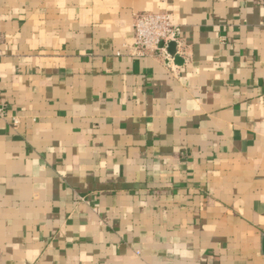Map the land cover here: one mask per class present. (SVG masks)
I'll return each mask as SVG.
<instances>
[{"label":"crops","instance_id":"crops-1","mask_svg":"<svg viewBox=\"0 0 264 264\" xmlns=\"http://www.w3.org/2000/svg\"><path fill=\"white\" fill-rule=\"evenodd\" d=\"M0 98V264H264V0H0Z\"/></svg>","mask_w":264,"mask_h":264},{"label":"built area","instance_id":"built-area-1","mask_svg":"<svg viewBox=\"0 0 264 264\" xmlns=\"http://www.w3.org/2000/svg\"><path fill=\"white\" fill-rule=\"evenodd\" d=\"M135 42L132 50L136 55H157L164 60H173L174 55L169 52L171 43L176 44L177 54L185 50V40L182 28L174 23L169 11L139 12L134 16ZM6 108L0 98V116L5 117ZM15 124L18 119H13Z\"/></svg>","mask_w":264,"mask_h":264},{"label":"water","instance_id":"water-1","mask_svg":"<svg viewBox=\"0 0 264 264\" xmlns=\"http://www.w3.org/2000/svg\"><path fill=\"white\" fill-rule=\"evenodd\" d=\"M175 50H176V48H175V43H171V44H170L169 51H170V53H171L172 55H174V56H175ZM175 59H176V62H177V63H181V62H182V60L180 59L179 56H175Z\"/></svg>","mask_w":264,"mask_h":264}]
</instances>
